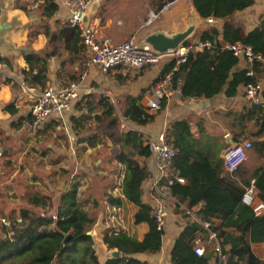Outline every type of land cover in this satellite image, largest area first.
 Returning <instances> with one entry per match:
<instances>
[{"label":"trees","instance_id":"16d2710c","mask_svg":"<svg viewBox=\"0 0 264 264\" xmlns=\"http://www.w3.org/2000/svg\"><path fill=\"white\" fill-rule=\"evenodd\" d=\"M158 10L177 0H158ZM193 5L201 19L206 21H224L222 26L210 25L198 31L200 41H209L214 47L188 56L174 73L175 87L180 84L182 99H212L224 93L228 99L238 95L240 88L256 84L263 76L260 64L255 67V75L250 77L242 69L240 61L232 51H221L225 44L241 43L250 46L257 54L264 55V15L259 25L247 32L242 27L226 22L237 12L245 11L254 5V0H193ZM59 6L56 0H44L40 6V15L51 21ZM98 17L102 18L100 14ZM104 22L102 18V23ZM44 25L48 45L41 51H30L25 55L27 69L22 71L24 83L36 90H45L49 82V66L52 58L60 60V72L68 75L70 81L79 80V72L84 68L87 48L77 28L69 21ZM188 40L184 44H191ZM0 63L10 67L9 60L0 57ZM176 61L168 60L161 77L170 72ZM75 64L78 71L71 69ZM146 66L142 67L145 68ZM141 69V68H140ZM5 84L12 91L18 87L11 79ZM21 89V88H19ZM143 95L128 96L118 114L116 103L104 94L89 93L75 103L77 114L71 117L72 130L79 143L94 147L101 144L99 132L102 128L115 130L121 119L143 127L155 121L156 115L150 113L142 104ZM164 107V104L162 108ZM6 110L15 117L20 109L17 100L6 106ZM239 133L247 134L257 147L264 150V108L251 107L236 114ZM31 124V119H28ZM252 124L253 129L249 125ZM56 125V124H55ZM58 125V124H57ZM12 126H20L13 124ZM251 130H250V129ZM167 142L177 151L173 159V169L185 183L173 180L170 188L172 196L187 208L201 205L198 216L209 222L210 231L216 233L223 252L228 256L226 264H264L253 250L254 244L264 245V214L256 216L253 209L242 201L246 188L254 181L256 197L264 203V166L253 174L244 164L234 172H225L224 160L214 151V140L196 138L191 124L187 120H177L166 131ZM117 151L114 160L119 169L124 166L122 194L137 209L134 224L147 223L148 232L140 241L126 233H113L108 229L103 241L109 250L117 249L122 253L120 259H110L105 264H149L134 259L135 254L156 253L162 248L163 231L157 229L152 209L143 202V183L150 177V148L140 134L127 130L117 138ZM119 173L115 175L117 177ZM49 201V203H48ZM101 212L103 222L111 219L112 211L107 205L121 207V198L105 192ZM29 208L11 213L9 224L3 223L0 215V264H100L94 249L91 232L97 223L100 212H91L83 207L78 194L77 184H71L58 203H52L47 196L35 195L28 203ZM106 206V207H105ZM53 213L46 216L47 212ZM220 224L213 226V220ZM235 228L241 235L223 232V228ZM198 224L189 225L177 238L171 253V264H211L212 254L199 257L194 252V241L202 232ZM215 241H213V254ZM228 246L229 249H225Z\"/></svg>","mask_w":264,"mask_h":264},{"label":"crops","instance_id":"0c3cea01","mask_svg":"<svg viewBox=\"0 0 264 264\" xmlns=\"http://www.w3.org/2000/svg\"><path fill=\"white\" fill-rule=\"evenodd\" d=\"M43 2L44 0H0V57L10 62V67L0 63V203H5L0 209V215H4L3 220H6L7 223L11 213L18 214L21 209H28V203H31V199L35 195L47 196L52 203H58L61 195L69 189L70 180L74 179L83 207L91 212H100L98 221L91 231V236L99 263L105 264L110 259L122 258V253L119 250H109L104 244L103 237L106 230L111 229L113 233H126L141 241L148 232L149 226L147 223L134 224V214L137 208L122 194L121 184L125 167L122 166L119 169L114 160L111 166L116 165V168L108 169L109 160L105 161L103 157H100L94 162L99 167L95 169L96 172L94 171V167L91 165L92 158L98 157L102 145L91 147L78 142L79 138L75 136L70 120L77 114L74 107L61 119L51 118L38 133L35 134L32 131L30 108L34 99L48 87L66 89L74 83L70 81L68 75L60 72V60L55 57L50 60V79L45 90L29 88L24 83L22 71L28 68L25 55L30 51L44 50L48 45L44 25H52L56 30V22L65 23L70 18V11L64 4V0H56L59 6L56 16L51 21L45 20L39 11ZM155 6L156 10H154ZM193 7V0H178L167 14L161 16L153 25L147 26L150 13L158 10L157 0H105L94 19L99 25L100 36L106 32L116 31L121 33L120 39L126 37L128 40L134 37L140 39L144 33L154 29L162 27L177 29L180 21L185 24L189 20L188 14H191ZM98 14L103 18V23ZM263 15L264 0H254V5L245 11L237 12L226 22L250 32L259 25ZM223 23L224 21L221 20L209 25L203 24L198 30L210 25L222 26ZM140 28L145 29L139 32ZM197 40H199L198 37ZM91 57L92 55L88 51L87 58L83 61L84 68L78 75L80 81L83 74H86L85 79L80 82L83 88L82 97L89 93L104 94L110 97L116 105L117 101L122 102L121 108L117 106L119 112L124 107L123 102L128 96L143 95L142 104L146 107L147 89L150 84L161 77L169 60L166 58L158 64L146 65L141 69L117 67L104 72L100 67L91 63ZM240 67H242L241 63L238 69ZM71 69L78 71L79 66L75 64ZM6 79H11L17 85L18 91H12L10 85L5 84ZM259 81L262 82L264 89V75ZM244 95L245 87H242L238 95L231 99L221 93L212 99L191 98L184 100L178 83L174 96L164 103V107L160 111L152 112L156 115L155 121L143 127L132 124L135 127L131 130L138 132L145 141V135L156 137L162 131H167L172 122L187 120L191 124L192 132L196 138H203L204 141L218 139L221 147L216 153H219L220 158L224 161L230 152V146L226 142L227 135H230L236 143L250 141L252 149L247 151L248 159L244 166L250 170V174H253L264 166V150L257 147L247 134L239 133L235 116L243 110L251 108ZM14 100H17V107L20 111L15 117H12L6 110V106ZM262 107L264 108V104ZM28 119H31V124ZM129 123L124 122L126 125ZM13 124L20 126H12ZM249 126L253 129L252 124ZM62 129L65 130L64 138L56 137L53 134L56 130L59 132ZM44 140L47 141L45 148L41 146ZM259 141L264 142V137ZM148 162L151 175L142 186L143 202L152 209L154 193L151 177L154 173V163L152 158ZM68 167L72 169V174L67 173ZM174 172L178 175V172ZM117 173L119 176L116 179ZM173 180L175 179L163 182V187L171 199L159 197L168 214L162 236V248L156 253L135 254L132 256L134 259L149 264H171V253L177 238L189 225L198 224L201 226L205 222L197 214L201 205L189 209L172 196L170 185ZM39 181L44 185H41ZM105 192L120 197L122 205L119 208H109L107 205L106 210H111L112 216L104 223L101 207L105 205L102 202ZM212 220L213 226L219 225L221 221L218 218ZM202 230L198 237L202 240L205 254H212L211 264H218V257L215 253L213 254L212 250L213 240L210 239L209 233L203 227ZM222 231L234 233L237 236L241 235L232 227L223 228ZM252 247L255 255L264 261L263 245L254 244ZM225 249L228 250L229 247L226 246ZM115 251L120 252L118 258L112 256V252Z\"/></svg>","mask_w":264,"mask_h":264},{"label":"built area","instance_id":"2783aa9c","mask_svg":"<svg viewBox=\"0 0 264 264\" xmlns=\"http://www.w3.org/2000/svg\"><path fill=\"white\" fill-rule=\"evenodd\" d=\"M93 1L64 0V4L70 11L69 24L79 30L84 45L92 55V64L107 72L117 67L140 69L146 65L158 64L166 58L176 61L175 66L170 72L164 74L148 87L146 108L150 113L160 111L163 104L174 96L176 89L174 73L178 66L186 62L189 55L214 47L212 42L196 40L191 44H183L171 52L160 54L149 46H140L136 37L119 44H114L110 39L100 38L99 25L95 19H92L87 25L83 24L84 16ZM175 3L176 1L170 2L160 10L152 11L147 20V26L153 25L161 16L167 14ZM207 22L208 24H212L215 21L210 18ZM221 51H232L234 56L240 61L241 68L245 69L247 75L250 77L255 75L257 64H260L264 70V55L255 53L248 45L241 43L233 45L225 44L221 48ZM85 76L86 74L84 73L80 81L72 83L66 89L48 87L34 99L30 108V116L32 118V131L35 134L51 118L61 119L72 109L74 103L82 97L83 88L80 82L85 79ZM263 92L262 82L249 84L245 87V100L251 107L263 106ZM145 143L150 148L151 158L154 163V173L151 177L152 191L154 193L152 216L155 219L157 229L164 232L168 214L159 197L166 199H171V197L166 189H164L163 182L175 179L178 183L183 184L185 180L176 175L173 170V159L176 157L177 151L167 142L166 131H162L156 137L145 135ZM250 149H252L250 141L237 143V146L231 149L229 155L225 157V169L230 173L236 171L240 165L247 161V151ZM242 201L253 209L256 216L264 214V203L257 200L254 181L246 188ZM2 222L6 223V220ZM201 226L209 233L210 239L215 241L214 252L218 257V264H226L228 256L223 252L216 233L210 231L209 222H203ZM194 252L199 257L205 254L202 240L199 237L194 241Z\"/></svg>","mask_w":264,"mask_h":264},{"label":"water","instance_id":"95a60500","mask_svg":"<svg viewBox=\"0 0 264 264\" xmlns=\"http://www.w3.org/2000/svg\"><path fill=\"white\" fill-rule=\"evenodd\" d=\"M104 1L105 0H94L91 3L83 19L84 25H87L92 19H94L95 16H97L98 10ZM203 24L209 25L207 20L204 21L201 19L195 7H193L191 10V18L185 24H182V28L178 27L177 29H168L162 27L148 31L140 39H138V44L140 46H149L155 52L160 54L168 53L176 50L192 38L199 27ZM226 142L230 146V151L237 146V143L230 135L226 136ZM88 235H91V232H88ZM112 256L114 258H118L120 256V252H112Z\"/></svg>","mask_w":264,"mask_h":264},{"label":"rangeland","instance_id":"374dc122","mask_svg":"<svg viewBox=\"0 0 264 264\" xmlns=\"http://www.w3.org/2000/svg\"><path fill=\"white\" fill-rule=\"evenodd\" d=\"M157 2H159V1L157 0ZM156 9H157V7L155 6L154 7V10H156ZM189 17L191 18V14L190 15L188 14V18ZM182 24H184V22L180 21L179 22V28H182V26H183ZM143 29H145V28H143ZM143 29L140 28L139 29V32H141ZM198 31H200V30H197L196 33L194 34V36L192 38H190L189 40H192L193 42L196 41L197 40V37H198ZM145 32H147V31H145ZM120 34H121L120 32H116V31L115 32H106V33H104V35L100 36V38L101 39H110L114 44H119V43H122V42L128 40L127 39L128 37H126L124 39H120ZM73 107H74V105H73ZM66 114H68V113H66ZM66 114L64 115V117L66 116ZM118 114L121 116V113L119 111H118ZM124 122L127 123V121H124L123 119H121L118 127L115 130H113V131H108L107 128L105 127V125H104V127L102 128V130L99 132L100 139L103 142L101 143V145H102V147L100 148L101 152L99 153L98 157L97 158L96 157H93L92 158L91 165L94 167V171L95 172H96L95 169H98L99 167H97V165H95L94 162L97 159H99L100 157H103L105 159V161H108L109 160V163H107L108 169L110 168V169H113L114 170V168H116V165H112L111 166V164L114 161V155H115V152L117 151V147H118L117 146V142H118L117 141V138L120 136V134L122 132L127 131V130H131V128H134L135 127V126H132V124H130V123L128 125H126V124H124ZM63 133H65V130L64 129L60 130L59 132H58V130H56V132H54L53 134L56 137L61 136V137L64 138ZM213 140L214 139H212V141ZM215 140L216 141L212 145H213L214 151L217 152L218 149L221 147V145H220V142L218 141V139H215ZM46 142H47L46 140L43 141V143L41 145L43 148H45ZM107 147H108V150H106ZM223 147H224V145H223ZM40 168H42V167L40 166ZM67 170H68L67 171L68 174H72V169H70L68 167ZM73 180L74 179L70 180L68 186H70L71 184H74L75 183V180L74 181ZM0 183H1V179H0ZM39 183H41V185H44L41 181H39ZM3 204H5V203H0V209L4 206ZM52 213H53L52 211H49V212H47L46 216H49ZM7 223H8V221H7Z\"/></svg>","mask_w":264,"mask_h":264}]
</instances>
